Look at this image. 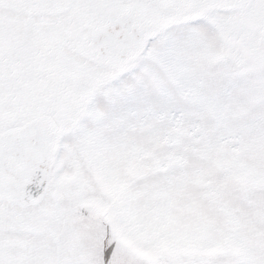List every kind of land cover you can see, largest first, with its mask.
<instances>
[{"label":"snow or ice","instance_id":"1","mask_svg":"<svg viewBox=\"0 0 264 264\" xmlns=\"http://www.w3.org/2000/svg\"><path fill=\"white\" fill-rule=\"evenodd\" d=\"M0 264H264V0H0Z\"/></svg>","mask_w":264,"mask_h":264}]
</instances>
